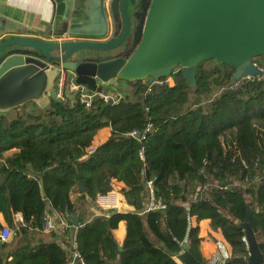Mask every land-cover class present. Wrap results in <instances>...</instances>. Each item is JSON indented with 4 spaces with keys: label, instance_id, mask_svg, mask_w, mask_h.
I'll return each mask as SVG.
<instances>
[{
    "label": "trees",
    "instance_id": "trees-1",
    "mask_svg": "<svg viewBox=\"0 0 264 264\" xmlns=\"http://www.w3.org/2000/svg\"><path fill=\"white\" fill-rule=\"evenodd\" d=\"M256 61L264 70V57ZM233 75L208 61L198 68L196 89L177 70L147 92L143 82L109 87L124 95L119 105L96 99L88 109L78 93L52 102L51 111L28 104L0 117V215L14 233L0 241V264H70L68 240L46 241L50 210L68 222L60 230L70 240L78 220L83 264H182L186 252L207 264L203 222L225 244L229 256L220 264H249L240 227L249 207L264 254V75L231 90ZM149 125L145 140L129 136ZM108 129L109 139L96 147ZM149 183L165 209L148 211ZM113 190L134 211L99 209L97 198ZM121 223L122 244L115 235Z\"/></svg>",
    "mask_w": 264,
    "mask_h": 264
},
{
    "label": "water",
    "instance_id": "water-1",
    "mask_svg": "<svg viewBox=\"0 0 264 264\" xmlns=\"http://www.w3.org/2000/svg\"><path fill=\"white\" fill-rule=\"evenodd\" d=\"M110 2L115 23L111 39L104 40L109 27L106 21L93 28L72 29L73 34L97 40L0 39V117H9L28 104L51 111L52 102L63 103L56 89L61 69L73 73L76 85L90 93H102L104 86L119 88L121 82H143V92H147L177 70L196 89L198 68L208 61L233 69V82L262 75L254 62L264 57V0ZM72 5L73 0H66L65 20ZM68 35L63 34L64 38ZM80 185L84 191L83 183ZM110 212L129 213L124 209ZM252 216L249 207L246 221L240 224L246 234L247 261L264 264L250 224ZM73 225L78 228V220ZM123 250L121 246L120 252ZM179 260L201 264L189 252L181 254Z\"/></svg>",
    "mask_w": 264,
    "mask_h": 264
},
{
    "label": "crops",
    "instance_id": "crops-1",
    "mask_svg": "<svg viewBox=\"0 0 264 264\" xmlns=\"http://www.w3.org/2000/svg\"><path fill=\"white\" fill-rule=\"evenodd\" d=\"M69 18L66 0H0V39L7 36H26L48 41H77V40H97L96 37L78 36L73 34L72 29L93 28L106 21L108 23V33L104 40L111 39L115 33V23L111 11L110 0H73V5L70 10ZM69 30V32H67ZM68 34L64 38L63 34ZM49 34V35H48ZM65 39V40H64ZM106 91V86H104ZM120 88V87H119ZM111 135V130L101 132L95 141V146L105 143ZM95 147V148H96ZM13 153H8L9 155ZM123 188L126 186L122 185ZM127 212L134 211L127 205L124 207ZM49 216L53 219L56 225H59L60 218L57 214L50 210ZM21 220V217H17ZM0 222L4 227H8L2 215ZM58 228L57 235L53 233H45L46 241L54 242L57 240L60 245L64 246V241L68 240L70 248L67 249L70 257V262L73 264H82L80 261L75 263V253L73 244L75 240L76 230L72 228L71 240L68 237H63L62 232ZM116 237L122 244L126 237V225L121 223L116 231ZM200 236L203 239L201 244V253L205 260V252L211 254L213 244L216 239H221V235L214 233L211 229L210 222L201 224Z\"/></svg>",
    "mask_w": 264,
    "mask_h": 264
},
{
    "label": "built area",
    "instance_id": "built-area-1",
    "mask_svg": "<svg viewBox=\"0 0 264 264\" xmlns=\"http://www.w3.org/2000/svg\"><path fill=\"white\" fill-rule=\"evenodd\" d=\"M254 65L256 67H258V69H260V65L257 63V61L254 62ZM260 70L262 72L261 76H263L264 70H262V69H260ZM254 78H256V77H243L239 81L233 82L230 89L236 90L239 87L243 86L246 82L252 81ZM167 84L172 85L173 81L171 79H169L167 81ZM56 89H57L59 97H61L64 102H66V100L69 99V97L71 95L79 93L81 95V97H80L81 103L84 104L86 106V108H88V109H90L92 107V105L96 99H102L106 103H110L113 105H119L122 102V100L124 99V95L120 94V93L110 94L106 91H104L102 93H90L86 89H84L83 87L76 85L75 75L73 73L68 72V71H64L62 69H61L60 77L57 81ZM152 130H153V126L149 125L143 134H137L136 132H134V133L129 134V136L135 137L138 140L143 141V140H145L146 135L148 133L152 132ZM95 150H96V148H94L92 151H95ZM140 155L143 158L144 152L142 151ZM148 187L150 188V193H151V203L148 207V211L165 209L164 206H160V205L156 204V202L154 200L152 183H149ZM96 204H97L98 208L101 209L102 211L110 212L112 210H117L120 212L121 210L124 209V207L126 205V199H125L124 194L122 192H120L118 190H113L106 195H100L96 200ZM68 227H69V225H68V222L66 220L61 218L59 225H56L54 223L53 219L50 216H48L47 222H46V227H45V232L46 233H56V230L58 228L64 229V228H68ZM13 234L14 233L10 228L4 227L2 233L0 234V241L3 243L9 242L12 239ZM76 249H77V244H76V235H75V240H74V244H73V251L75 253L74 254L75 259H78L81 262V259L79 258V255L77 254ZM221 255L222 256L220 257V255L218 254L217 255L218 259L214 258L212 261V264H220L222 262V259L228 258L229 255H228V252L226 250V247H225V251L222 252ZM70 264H73V263L70 262Z\"/></svg>",
    "mask_w": 264,
    "mask_h": 264
},
{
    "label": "rangeland",
    "instance_id": "rangeland-1",
    "mask_svg": "<svg viewBox=\"0 0 264 264\" xmlns=\"http://www.w3.org/2000/svg\"><path fill=\"white\" fill-rule=\"evenodd\" d=\"M256 60H257V59H256ZM256 60H255V61H256ZM259 61H260V60H259ZM257 63H258V61H257ZM258 64H260V63H258ZM124 84H126V83H124V82H121V83H120L121 86H124ZM106 91H108V93H110V94H114V92H112V91L109 90V86H106ZM12 116H13V115H12ZM219 242H220V243H219ZM212 247H213V251H212L211 254L206 253V252L204 253V254H205V257H206V259H207V264H212L213 259H214V258H217V255H218L219 253H222V252L225 251V245H224V243L222 242L221 239H219V241L216 239ZM217 259H218V258H217ZM179 261H180V260H179Z\"/></svg>",
    "mask_w": 264,
    "mask_h": 264
}]
</instances>
